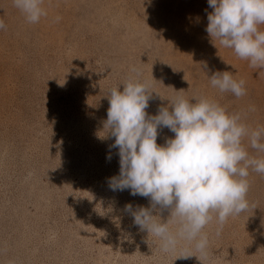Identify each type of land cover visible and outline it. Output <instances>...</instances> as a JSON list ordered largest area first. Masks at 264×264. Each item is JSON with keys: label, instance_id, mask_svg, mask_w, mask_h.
I'll return each mask as SVG.
<instances>
[{"label": "rangeland", "instance_id": "1", "mask_svg": "<svg viewBox=\"0 0 264 264\" xmlns=\"http://www.w3.org/2000/svg\"><path fill=\"white\" fill-rule=\"evenodd\" d=\"M43 7L47 15L33 24L13 0H0V264H264V174L249 169L246 213L205 227L207 259L185 241L164 251L123 210L150 199L108 183L120 171L114 138L99 136L108 94L137 75L157 93L149 115L177 96L207 98L250 129L264 126V69L212 42L207 0ZM217 71L244 80L247 94L213 88ZM174 135L164 128L157 143ZM242 143L264 157L247 137ZM160 215L166 222L170 209Z\"/></svg>", "mask_w": 264, "mask_h": 264}, {"label": "clouds", "instance_id": "2", "mask_svg": "<svg viewBox=\"0 0 264 264\" xmlns=\"http://www.w3.org/2000/svg\"><path fill=\"white\" fill-rule=\"evenodd\" d=\"M207 2L213 11L207 14L205 30L212 42L233 50L250 67L264 69V31L260 28L264 0ZM13 4L29 23L47 15L44 0H13ZM5 27L0 20V30ZM209 81L222 93L237 98L247 94L245 81L236 80L230 72L217 71ZM122 85L123 91L119 85L108 94L110 107L99 133L101 138H114L110 151L118 149L120 171L109 178V187L150 199L149 207L127 204L123 210L140 230L159 238L164 251L185 241L207 259L205 227L213 219L223 225L229 217L249 210V169L264 174V157L250 155L242 141L247 137L252 149L264 153V126L250 129L239 114L230 115L207 98L177 96L167 100L169 105L160 107L156 115H149L146 109L156 93L151 85L139 75ZM164 128L175 135L159 145ZM165 209H170L166 222L160 215Z\"/></svg>", "mask_w": 264, "mask_h": 264}]
</instances>
